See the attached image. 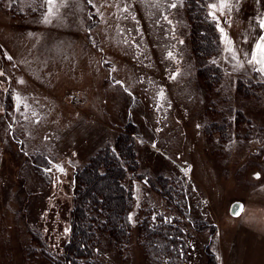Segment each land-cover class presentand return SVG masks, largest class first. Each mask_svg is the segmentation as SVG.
<instances>
[{"label":"rangeland","instance_id":"obj_1","mask_svg":"<svg viewBox=\"0 0 264 264\" xmlns=\"http://www.w3.org/2000/svg\"><path fill=\"white\" fill-rule=\"evenodd\" d=\"M261 19L264 0H0V264H59L74 172L123 132L131 233L96 229L100 264L147 263V214L181 219L187 264H264Z\"/></svg>","mask_w":264,"mask_h":264},{"label":"trees","instance_id":"obj_2","mask_svg":"<svg viewBox=\"0 0 264 264\" xmlns=\"http://www.w3.org/2000/svg\"><path fill=\"white\" fill-rule=\"evenodd\" d=\"M189 16L196 34V51L199 54L212 49L211 53L217 52L219 44L214 41L216 36L213 27L203 22L202 12L192 9ZM210 75L206 73L205 79ZM131 145L130 132H123L116 138L113 149H100L97 155L91 156L84 166L74 172L77 189L71 207L70 234L61 259L57 261L59 264H100L91 249L92 244L97 242L96 229L99 233L107 232L119 242L129 240L132 226L128 218L131 191L124 190L122 180L125 179L126 168L132 170L137 167ZM47 158V155L40 152L33 155L32 160L41 169L49 161ZM166 199L174 203L168 194ZM94 210H97L101 218L92 214ZM180 222L177 216L164 218L157 215L150 220L148 214L137 220L136 234L139 244L143 245L145 258L148 259L146 264H187V234ZM206 264L215 263L213 260Z\"/></svg>","mask_w":264,"mask_h":264},{"label":"snow or ice","instance_id":"obj_3","mask_svg":"<svg viewBox=\"0 0 264 264\" xmlns=\"http://www.w3.org/2000/svg\"><path fill=\"white\" fill-rule=\"evenodd\" d=\"M211 7H215V5H212ZM259 23H260V27L264 29V19H261ZM256 48L259 49L261 52V57H262L261 62H264V36L261 37L260 42L256 45Z\"/></svg>","mask_w":264,"mask_h":264},{"label":"water","instance_id":"obj_4","mask_svg":"<svg viewBox=\"0 0 264 264\" xmlns=\"http://www.w3.org/2000/svg\"><path fill=\"white\" fill-rule=\"evenodd\" d=\"M261 59H262V57H261ZM262 64H263V66H264V62H262ZM237 205H238V204H236V203L232 205V209H231L232 212H235V211L237 210V209L235 208Z\"/></svg>","mask_w":264,"mask_h":264}]
</instances>
